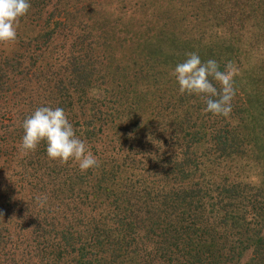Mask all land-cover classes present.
<instances>
[{
  "label": "rangeland",
  "instance_id": "obj_1",
  "mask_svg": "<svg viewBox=\"0 0 264 264\" xmlns=\"http://www.w3.org/2000/svg\"><path fill=\"white\" fill-rule=\"evenodd\" d=\"M262 1L50 0L41 13L35 12L42 14L36 26L18 24L17 37L22 35L25 38L21 51L16 40L6 46L0 45V52L5 51L10 58L6 70H10L14 77L7 86L8 95L0 100V118L3 119L0 121L2 222L14 229L24 221L34 219L36 211L40 214L52 212L57 207L63 208L56 216L57 222L66 228L74 225L81 216L74 208L81 209V204L84 205V201L75 198L77 190L69 177L86 172V176L88 172L95 173L98 179L102 173L123 176L124 179H131V176L143 179L148 177L146 175L163 177L173 161L193 160L191 156L200 165L198 170L191 165L190 175L174 173L177 185L170 177L156 187L160 191L166 188L169 192L181 183L184 187L197 189V186L212 188L215 183H221L225 188L237 182L250 187L251 196L264 194V70L256 69L264 64V26L256 28L255 23H247L248 19L244 18H241L244 19L242 25L232 26V21L229 22L231 16L240 18L242 12L249 13L251 8L259 9L255 12L260 14L264 8V1L260 8ZM54 22L58 24L52 28ZM28 50L35 52L37 58L43 50L46 60L56 67L55 71L58 62L64 64L63 61L68 60L67 63L71 64L73 59H80L79 66L90 75V93L64 111L76 136L86 143L99 161L98 167L81 172L74 161L65 165L51 161L44 143L35 152L21 154V125L37 109L36 103H40V107L49 105L52 108L67 105V98L57 95L61 90L56 88L55 94L51 84L48 92L41 86L38 92V78L35 76H29L32 78L18 89L19 75L25 74L27 68L36 70L42 64L41 58L36 60L33 57L19 66L11 58L16 55L24 57ZM192 52L197 53L202 62L212 59L219 65L224 64L220 66L221 71L226 63H235L238 69L234 77L236 95L228 117L210 118L203 112L206 105L200 97L179 93L178 83L170 73L186 59V54ZM213 83L219 88L215 81ZM60 85L58 87L62 88ZM93 90L100 93L99 97L93 94ZM38 94L42 95L38 97ZM27 97L36 99L28 103ZM168 97L178 101L177 116L180 119L185 118L188 111L192 115L193 120L184 123L183 130L197 121L198 134L167 130L170 125L181 126L174 112H165ZM98 118L102 120L96 121ZM241 119L244 121L242 125ZM229 127L233 133L228 134V139L242 142V151H235L242 153L224 157L216 147L220 136L226 138ZM213 130L222 132L215 137L211 133ZM152 131L158 133L152 135ZM152 137L161 139L163 152H159L156 146L148 147ZM182 153H188L190 158H183ZM146 160L152 163L147 166ZM139 162L145 165H139ZM118 177L114 182L106 181L102 188L119 183ZM182 177L188 179L186 183ZM82 187L86 189V186ZM38 196L47 197L43 207L36 200ZM27 208L33 213L28 218L23 212L19 214ZM257 208L259 210L261 206L257 205ZM75 216L76 220L73 219ZM253 223L250 231L264 229L260 222L254 220ZM78 232L79 229L73 233ZM229 232L232 235L230 241L236 240L235 232ZM251 254L252 250L244 252L241 262L249 263Z\"/></svg>",
  "mask_w": 264,
  "mask_h": 264
},
{
  "label": "trees",
  "instance_id": "obj_2",
  "mask_svg": "<svg viewBox=\"0 0 264 264\" xmlns=\"http://www.w3.org/2000/svg\"><path fill=\"white\" fill-rule=\"evenodd\" d=\"M49 1L37 0L39 2L37 3L36 0H29L31 7L28 13L20 18L19 24L31 23L36 26L42 18L41 10ZM263 1L260 8L263 7ZM254 9L251 8L249 13L242 12L240 18L231 16L229 22L232 21V26H236L242 25L243 20L248 19L247 23H255L256 28L264 26V8H261L263 11L260 14L255 12L259 9ZM36 11L40 13L37 14ZM225 17L229 16L225 15ZM55 24L58 23L54 22L52 28ZM23 39L25 38L22 35H18L16 39L18 50L25 42ZM35 56H37L35 52L28 50L24 57L16 55L11 58L21 66L24 61L31 60ZM35 58L36 60L41 58L42 64L36 70L32 67L27 68L25 74L19 75L21 79L18 89L32 78L29 76H35L38 78V92L42 87H46L48 92L50 84L55 94L56 88L61 90L57 95L67 98V105L62 108L63 110L74 107L76 101L81 102L90 93L92 85L88 78L90 75L85 74L83 67L79 66L80 59H73L71 64L67 63L68 60L63 61L64 64L58 62L60 69L58 70L57 66L55 71L56 67L46 60L43 50L38 58ZM9 59L5 51L0 52L1 101L5 99V94L8 95L7 86L14 78L10 75L12 72L6 70ZM35 64L37 66L36 62ZM222 65L224 64L220 66L223 67ZM263 68L264 64L256 67L259 71L264 70ZM51 80L54 83H51ZM34 99L36 98L27 97L26 101L32 103ZM36 106L39 108L40 103H36ZM165 110L166 113L174 112L173 114L179 119L177 123L181 125H170L167 130L186 135L187 132L198 134L199 130L195 128L197 121L190 127L186 126L187 131L183 130L184 123L193 120L192 115L188 111L186 117L180 119L177 116L179 103L174 97L167 98ZM207 115L213 117L211 113ZM88 117L91 116L88 114ZM2 120L0 118V121ZM100 120L102 119L98 118L96 121ZM122 122L123 120L120 123ZM242 123H244L243 119L240 120V125ZM231 130L233 129L229 127L226 138L220 136L221 140L217 142L216 148L224 157L242 153L235 151H242L243 143L228 139V134L233 133ZM218 132L222 131H211L215 137ZM150 133L156 135L158 131ZM152 139L148 147L156 146L159 152H163L161 139L155 137ZM181 156L190 158L188 153H182ZM191 158L193 160L182 159L179 163L170 161L172 166L163 177L146 175L148 177L143 179L134 176H131V179H124L121 176L120 179L118 175L102 173L98 179V176L92 172H88V176L86 172L77 177H69L74 189L77 190L78 196L75 195V198L84 201V205L81 204V209L74 208V211L81 216L77 220L75 216L73 219L76 223L66 228L60 226L56 218L63 208L54 207L52 212L40 214V211H36L34 219L24 221V224L20 223L11 229L7 223L2 222L4 209L0 204V264H243L240 259L243 253L249 250H252L251 259L246 264H264V229L250 231L254 220L264 225L263 193L261 196H251L250 187L237 182L225 188L221 183H215L212 188L197 186V189L184 187L181 183L169 192L166 188L160 191L156 187V184L166 183V179L170 177L174 178L173 184L177 185L174 173L190 175L188 170L191 165L198 170L200 165L195 163L194 156ZM145 163L149 166L152 162L146 160ZM138 164L145 165L143 162ZM116 177L119 178V183L107 184V187L102 188L106 181L114 182ZM181 179L185 183L188 180L186 177ZM82 186H86V189L84 190ZM3 199L0 190V201ZM257 205H260L261 209L258 210ZM19 212V214L25 213L26 218L33 215L28 208ZM57 228H59L58 232ZM75 228L79 229L78 234L73 233L77 231ZM229 231L235 232L236 240L230 241L232 235Z\"/></svg>",
  "mask_w": 264,
  "mask_h": 264
},
{
  "label": "clouds",
  "instance_id": "obj_3",
  "mask_svg": "<svg viewBox=\"0 0 264 264\" xmlns=\"http://www.w3.org/2000/svg\"><path fill=\"white\" fill-rule=\"evenodd\" d=\"M30 7L29 0H0V44L16 40L17 25ZM237 73L234 62L226 63L221 71L217 61L210 59L202 62L199 55L192 52L186 54V59L178 63L170 75L177 81L181 95H195L203 100L206 105L203 109L205 114L228 117L236 95L234 77ZM93 94L97 97L100 95L97 90H93ZM21 126L23 136L19 148L22 155L35 152L44 143L47 157L51 161L61 165L74 161L81 172L99 166V161L86 143L76 136L74 127L62 108L39 107L24 119ZM36 200L43 207L47 197L38 196Z\"/></svg>",
  "mask_w": 264,
  "mask_h": 264
}]
</instances>
